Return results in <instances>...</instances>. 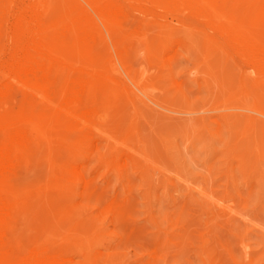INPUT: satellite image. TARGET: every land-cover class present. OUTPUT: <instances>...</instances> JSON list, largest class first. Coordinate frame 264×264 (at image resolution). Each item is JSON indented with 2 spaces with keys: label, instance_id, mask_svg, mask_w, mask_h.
<instances>
[{
  "label": "rangeland",
  "instance_id": "374dc122",
  "mask_svg": "<svg viewBox=\"0 0 264 264\" xmlns=\"http://www.w3.org/2000/svg\"><path fill=\"white\" fill-rule=\"evenodd\" d=\"M22 1L82 19L58 48L97 111L9 181L33 198L23 242L78 247L73 264H264V0Z\"/></svg>",
  "mask_w": 264,
  "mask_h": 264
},
{
  "label": "bare ground",
  "instance_id": "6f19581e",
  "mask_svg": "<svg viewBox=\"0 0 264 264\" xmlns=\"http://www.w3.org/2000/svg\"><path fill=\"white\" fill-rule=\"evenodd\" d=\"M14 2L0 0V264H73L78 247L70 249V244L60 246L45 240L23 242L20 220L24 207L33 198L9 188L8 183L22 175L31 160L43 151L40 149L49 130L62 127L63 132L72 133L79 140L89 137L93 126L89 119L96 111L90 101L94 85L92 73L84 65H75L58 48L70 37L86 35V30L81 29V18L57 26V20L45 15L47 1L34 8L22 0L7 30ZM243 42L245 46L249 43ZM250 47L264 49L259 45ZM44 103L52 105V112L45 107L47 113H43ZM87 179L83 181L85 187ZM46 182L54 184L53 176Z\"/></svg>",
  "mask_w": 264,
  "mask_h": 264
}]
</instances>
